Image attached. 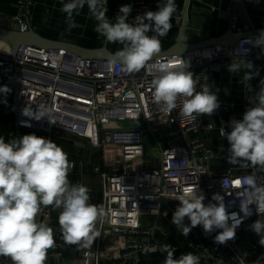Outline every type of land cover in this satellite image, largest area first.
<instances>
[{
    "label": "built area",
    "instance_id": "obj_1",
    "mask_svg": "<svg viewBox=\"0 0 264 264\" xmlns=\"http://www.w3.org/2000/svg\"><path fill=\"white\" fill-rule=\"evenodd\" d=\"M30 3L31 0H17L18 12L12 18L11 27L20 30L22 26L25 30L30 27ZM254 3L264 11V0H254ZM125 4V0H117L114 11L119 13ZM131 9L129 23L137 15L152 11V6L146 0H133ZM227 10L230 26L236 28V5H229ZM173 17L180 20V9L177 8ZM249 25L247 22L245 28ZM255 36H244L233 45L221 43L184 54H160L137 73L123 71L119 63L110 64L111 59L81 57L64 47L21 44L14 55L10 54L8 47L0 50V76L12 71L13 84L17 87L15 127L19 138L35 134L51 139L58 134H67L101 153L104 168L93 164V172L100 179L102 196L98 201L90 199L89 202L102 206L106 217L97 225L100 237L95 240L94 248L82 253L85 264L91 260L100 264L102 257L107 259L106 264H124L133 249L141 252L156 250L155 243L137 239L142 216L160 212L163 205L160 198L168 199L166 204L177 208L179 201L176 197L185 188L198 185L205 196V204L215 203L212 196L219 193L224 196L230 213L243 216L237 194L242 193L244 186L237 181L254 169L245 164L248 171L234 173L236 166L228 163V148L222 147L218 148L217 154L225 159L226 166L222 170L211 169L208 163L214 150L202 136L212 129L213 124L203 122L200 117L196 120L184 118L179 114V107L171 113L163 111L161 105L153 102L151 81L161 63L171 64L178 59L188 60V70L192 72L204 70L207 73L228 66L240 41ZM244 47L251 49L244 59L255 58L264 64L260 48ZM38 105L48 109L47 118L37 121L23 115V110H35ZM220 105L229 109L233 102L220 101ZM0 110L9 112L10 101L0 102ZM228 125L229 121L223 120L219 132L222 126L230 132ZM189 131L195 132V136L190 137ZM146 139H154L159 144V165L140 166L153 158L146 154ZM70 162L74 165L72 160ZM72 171L73 168L69 173ZM258 183L264 184V173L258 174ZM80 184L86 186L90 194L91 187ZM51 217V207L42 208L37 221L48 224L54 232ZM257 219L264 221V213L258 216L253 207V214L244 218L237 228L235 240L223 245L214 242L219 229L211 234H206L202 226L191 230L199 238L211 239V259L198 255L200 264H217V260H222V264H254L257 260L264 264L261 258L264 246L259 244L260 237L249 228ZM245 230L249 233L245 234ZM65 246L72 245L65 244L63 239L56 241V246L50 249L51 254L59 257ZM0 264H11V261L0 257Z\"/></svg>",
    "mask_w": 264,
    "mask_h": 264
},
{
    "label": "clouds",
    "instance_id": "obj_2",
    "mask_svg": "<svg viewBox=\"0 0 264 264\" xmlns=\"http://www.w3.org/2000/svg\"><path fill=\"white\" fill-rule=\"evenodd\" d=\"M61 2L60 10L66 13L68 31L79 27L74 13L79 15L87 5L90 17L96 21L94 31L103 37V43L122 46L114 53L110 64L119 63L127 73L139 72L161 52L160 38L168 35L177 10L175 0H162L157 11L137 15L129 23L127 20L132 9L128 4L120 7L113 21L107 16L108 0ZM24 30L22 26L21 31ZM245 45L260 48L261 55H264V30L255 37L241 40L227 66L231 73H240L243 69L240 82L253 92L251 96L245 95L250 106L243 118L229 121L230 132H226L223 126L220 128V136L229 144L228 163L247 162L254 169L237 181L244 186L242 193L237 194L243 216L230 213L224 196L219 193L212 196L215 203L205 204V196L196 185L185 188L176 197L179 206L171 219L184 237L197 226H202L206 234L219 229L214 242L220 245L235 240L237 228L244 218L253 214V207L258 216L264 213V184L258 183V174L264 173V78L259 81V90L254 91L249 81L259 76V69L251 60L243 58L251 51ZM189 68L190 62L186 59L161 63L151 81L153 102L168 113L179 107V114L187 119L212 117L221 106L220 89L209 83L207 76L197 75ZM10 92L7 85H0V93L6 96ZM23 115L39 121L47 118L48 109L38 105L35 110H23ZM73 167L68 153L51 139L25 134L6 142L0 136V257L9 258L11 264H46L48 251L56 246V241L52 227L38 222L37 216L42 208L47 207L59 210L58 224L65 244L79 249L92 247L100 237L97 225L104 222L106 211L89 202L86 186L70 182L68 177ZM186 218L188 224H185ZM249 228L260 237L259 244L264 246V221L257 219ZM160 250L166 253L163 264H200V257L192 252L174 258L176 249L171 244L162 245ZM217 264H222V260H217ZM254 264H260V261Z\"/></svg>",
    "mask_w": 264,
    "mask_h": 264
},
{
    "label": "crops",
    "instance_id": "obj_3",
    "mask_svg": "<svg viewBox=\"0 0 264 264\" xmlns=\"http://www.w3.org/2000/svg\"><path fill=\"white\" fill-rule=\"evenodd\" d=\"M126 4L132 5L133 0H125ZM152 6V11H157L158 3L162 0H146ZM186 0H175L176 6L182 12ZM117 0H108L107 16L110 20H115L118 13L114 11V6ZM235 4L237 8L238 18L237 27L232 28L234 31H254L264 26V11L260 10L254 0H189L187 21L183 31L184 42H196L206 38L220 36L231 28L228 18L227 7ZM62 2L59 0H31L30 3V26L42 35L43 37L54 40H66L77 43L79 45L94 48L105 45L107 49L113 53L119 50L122 46L118 43L104 44L103 37L99 36L94 27L96 21L90 17L87 5L80 10L79 15H75L74 19L79 25L68 31L66 23V13L60 9ZM18 12L17 0H0V25L12 26V18ZM183 17L177 21L172 17V28L168 35L161 37L162 48L161 52L154 57L167 52V50L176 42L180 35L182 28ZM250 23L248 28H245L246 23ZM152 35V33H149ZM249 36V35H248ZM8 45L0 43V50L7 49ZM251 60L255 67L259 69V76L254 77L249 83L253 86L254 91L259 90V81L264 78V64L258 59L247 58ZM240 63V62H239ZM193 73L197 75L207 76L209 83H214L220 89L219 100L233 102V105L228 109L220 108L211 116H201V120L205 123L213 124V127L208 132L204 133L203 140L214 150L213 155L209 159V167L214 170H222L226 166L225 159L217 154L218 148H228L227 140L220 136L219 126L223 120L230 121L231 119H242L245 110L250 106L245 95L251 96L253 92L249 91L242 80L244 70L240 73H231L227 70V66L220 69H212L207 73L204 70H195ZM1 85V84H0ZM14 86V84H13ZM199 91V86L197 87ZM3 93H0V96ZM4 95V94H3ZM7 96V95H6ZM9 96V95H8ZM12 93L8 101H12ZM0 102L2 100L0 99ZM15 114L11 109L9 112L0 110V136L6 142L15 138ZM190 137L195 136V132L189 131ZM61 146L65 152L68 153L69 160L74 162L73 171L69 173V180L71 183H83L91 187L90 199L94 201L100 200L102 196L100 179L97 174L93 172V164H98L102 168L103 160L98 149L88 146L83 141H78L67 134H58L51 138ZM247 162H240L235 164L234 173H242L249 170L244 167ZM156 166L159 165V159L153 157L146 164L140 166ZM172 204L164 203L160 212L147 213L142 216L141 228L137 234V239L145 240L150 243H155L157 249L153 251H137L131 250L129 259L124 264H163L166 253L162 252L161 246L171 244L175 249L174 258H179L182 253L192 252L196 255H205L209 260L211 259L210 244L211 239H202L196 236L195 233L190 232L187 237L181 235L179 229L171 223L172 215L176 208L171 207ZM52 210V221L54 226L55 241L62 240V233L58 224L59 210ZM167 213V215H166ZM189 221L185 219V224ZM192 230H196V227ZM245 230V234H248ZM95 246V241L91 248ZM72 250V253H64L62 248L61 255L54 257L51 250L48 251V259L46 264L60 262L61 264H85L83 258V251L77 246H65ZM79 252L76 254L75 252ZM100 264L108 263L105 257L99 261ZM89 264H94L93 260Z\"/></svg>",
    "mask_w": 264,
    "mask_h": 264
},
{
    "label": "water",
    "instance_id": "obj_4",
    "mask_svg": "<svg viewBox=\"0 0 264 264\" xmlns=\"http://www.w3.org/2000/svg\"><path fill=\"white\" fill-rule=\"evenodd\" d=\"M188 4L189 0L185 1L184 8L182 10V28L180 35L178 36L176 42L167 50V52H163L162 54H184L187 51L201 48L214 44H230L233 45L238 39L244 36H255L258 35L261 30H264V26L258 28L254 31H234L232 28H229L226 32L221 34L220 36L206 38L196 42H184L183 41V31L185 29L186 21H187V12H188ZM0 41H3L8 45L9 52L11 55H14L17 47L21 44L24 45H32L37 47H45V48H58L64 47L70 52L81 56V57H101L104 59H111L114 56V53L109 51L105 45L89 48L82 45H79L74 42L66 41V40H54L50 38L43 37L39 33H37L32 26L27 28L24 31L14 27L1 26L0 25ZM231 63V62H230ZM10 107L13 110L14 114L17 109V87L14 84L13 86V97L10 102ZM149 128V127H148ZM15 138H19L18 130L16 129ZM159 202L161 204L168 203V199L160 198ZM64 253H72L71 249L67 247L63 248ZM78 254L79 252H75Z\"/></svg>",
    "mask_w": 264,
    "mask_h": 264
},
{
    "label": "rangeland",
    "instance_id": "obj_5",
    "mask_svg": "<svg viewBox=\"0 0 264 264\" xmlns=\"http://www.w3.org/2000/svg\"><path fill=\"white\" fill-rule=\"evenodd\" d=\"M0 84L1 85H7L11 89V92L9 94H7V96L4 97L3 94H1V96H0V99L2 100V102L7 103L8 99L10 97V94L12 93V89H13V72L7 71L2 76H0ZM134 124L136 125V122H134ZM159 139H162V138L159 137ZM145 146H146V154L147 155L153 156L154 158L155 157L158 158V156L160 154V146L156 140L146 139L145 140Z\"/></svg>",
    "mask_w": 264,
    "mask_h": 264
},
{
    "label": "bare ground",
    "instance_id": "obj_6",
    "mask_svg": "<svg viewBox=\"0 0 264 264\" xmlns=\"http://www.w3.org/2000/svg\"><path fill=\"white\" fill-rule=\"evenodd\" d=\"M0 43H3V44H4V42H3V41H0Z\"/></svg>",
    "mask_w": 264,
    "mask_h": 264
}]
</instances>
